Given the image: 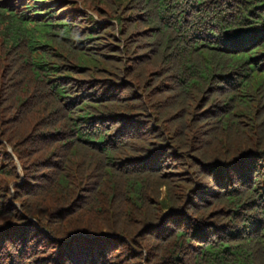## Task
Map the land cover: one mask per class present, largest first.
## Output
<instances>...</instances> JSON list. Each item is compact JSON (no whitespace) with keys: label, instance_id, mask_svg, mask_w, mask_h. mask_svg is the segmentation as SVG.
Here are the masks:
<instances>
[{"label":"trees","instance_id":"trees-1","mask_svg":"<svg viewBox=\"0 0 264 264\" xmlns=\"http://www.w3.org/2000/svg\"><path fill=\"white\" fill-rule=\"evenodd\" d=\"M0 264H264V0H0Z\"/></svg>","mask_w":264,"mask_h":264},{"label":"rangeland","instance_id":"rangeland-1","mask_svg":"<svg viewBox=\"0 0 264 264\" xmlns=\"http://www.w3.org/2000/svg\"><path fill=\"white\" fill-rule=\"evenodd\" d=\"M71 1H77V0H71Z\"/></svg>","mask_w":264,"mask_h":264}]
</instances>
